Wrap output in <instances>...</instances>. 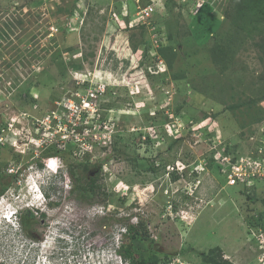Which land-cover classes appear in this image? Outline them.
Returning a JSON list of instances; mask_svg holds the SVG:
<instances>
[{
    "label": "rangeland",
    "instance_id": "obj_1",
    "mask_svg": "<svg viewBox=\"0 0 264 264\" xmlns=\"http://www.w3.org/2000/svg\"><path fill=\"white\" fill-rule=\"evenodd\" d=\"M203 3L0 0V197L30 202L39 154L54 203L30 209L18 239L0 226V264L34 262L63 229L75 244L51 264H120L114 241L142 220L161 264H212L216 247L264 264L262 23L237 0ZM81 163L99 174L96 192L72 189Z\"/></svg>",
    "mask_w": 264,
    "mask_h": 264
},
{
    "label": "trees",
    "instance_id": "obj_2",
    "mask_svg": "<svg viewBox=\"0 0 264 264\" xmlns=\"http://www.w3.org/2000/svg\"><path fill=\"white\" fill-rule=\"evenodd\" d=\"M237 2V14L240 13L243 15V17L247 15V18L253 16L257 17V19H259V23H262V26H257L256 28L260 33L264 34V0H237ZM260 43L261 47L264 49V35ZM46 152L49 157H52L56 154H64L56 147L51 150H46ZM234 160L235 159H233V161ZM39 165L43 166V163L40 162ZM154 170H156V168H154ZM90 173L91 168L87 163H81L78 166L77 170L75 169L74 165L70 164V175L71 179L73 180L72 189L75 192H79V195L90 191L96 192L98 189H100V186L97 185L99 174L97 173L91 175ZM2 191L3 188L0 189V193ZM31 217L32 214H30L29 212L24 215V217L22 218L23 229L26 230V226L31 223ZM127 231L129 234V242L127 244L123 242L120 249V253L126 260H129L131 264H161V262L157 260L156 254L149 247L150 245L146 243V240L148 239V232L144 227L143 220L140 221L137 225L128 224ZM215 249L217 250V252H214ZM4 250L5 248H3L2 250L5 254L6 251ZM209 261L212 264H235L234 262L222 256V251L219 247L211 250Z\"/></svg>",
    "mask_w": 264,
    "mask_h": 264
},
{
    "label": "clouds",
    "instance_id": "obj_3",
    "mask_svg": "<svg viewBox=\"0 0 264 264\" xmlns=\"http://www.w3.org/2000/svg\"><path fill=\"white\" fill-rule=\"evenodd\" d=\"M149 4H151V2ZM99 91L101 92V90H99ZM90 101H92V99ZM60 119H61V116H60ZM70 124H72V123L70 122ZM71 128L72 127H70V129ZM39 157H40V155L36 154L30 160V162H32V163L30 165H28V167L26 168V171H28V173L25 175L26 176L25 184L28 185V181L30 179H33L37 183L38 191H37V189H35V190H36L38 196L41 198L43 206L27 205V204L23 205L21 203L17 204V203L11 202L10 200L7 201L6 197L4 195L0 197V202H1V205H2L3 210H4L3 213L2 212L0 213V217H1V221H2V222H0V226L1 227L4 226L5 229L9 231L8 233H6L7 235L11 233L13 235V237L17 238V239L20 238V235H25L24 231H23V223H22V213L24 212V208L27 209L28 212L30 209L33 211L34 210L42 211V212L47 211V206H45V203L49 200V194L47 191H44V189L42 188V185L38 182V179L35 177L36 172L39 169H36L34 167L33 162H34L35 158L38 159ZM35 162H37V160H35ZM58 166H59L58 169L62 168V166H60L59 164H58ZM41 167H43V166H41ZM253 176H255V175H253ZM121 232H122V234L128 233L127 228L125 230H121ZM71 234H72L71 231H69L68 229H63L60 231L58 230L54 234L46 235L47 238H45L44 241H41L39 243L40 245L36 246V248L38 249V251H41V250H43L44 247L50 248L51 245L52 246L54 245L52 248L54 250H52L51 252L49 251L50 253L49 252H39L38 254H36V258H34V262L29 259L27 262L25 260H23V263L24 264H40L38 256H39V254L42 253L41 256L47 257V260L49 259V263H47L43 258L44 264H51V260H56L58 257H62L64 255V252L69 250L71 248V246L73 244H75V242H74L75 239L71 238L73 236ZM1 238H2V242H1V246H0V248H1L0 254H4V252L2 250L5 247V239L3 236ZM121 240H122V237H119V238H117L116 241H114L113 249L115 252L120 254V258L118 259L120 264H131L130 261L126 260L123 257V255L120 253V249H121V246L123 244V242H121ZM29 245H30V243H29ZM72 252H73V253H71L72 258L73 257L75 258V255H77V256L79 255L78 252L75 250H72ZM57 254H59V255H57ZM88 258H90V256L85 255L84 260H86ZM80 260H82V259H80ZM61 263H65V261L63 260V261H61ZM75 264H77L76 260H75ZM88 264H93V263L91 261H89ZM107 264H111V262L109 261ZM115 264H118V263L116 262Z\"/></svg>",
    "mask_w": 264,
    "mask_h": 264
},
{
    "label": "bare ground",
    "instance_id": "obj_4",
    "mask_svg": "<svg viewBox=\"0 0 264 264\" xmlns=\"http://www.w3.org/2000/svg\"><path fill=\"white\" fill-rule=\"evenodd\" d=\"M26 189H27L26 193H28L30 195V202L29 203L24 202L23 205H26L27 204V205H38V206H41L42 205L41 198L38 196V194H37V192L35 190V189H37V191H38V185H37V183L33 179L29 180L28 181V185H26ZM1 212L3 213L4 210H3V207H2L1 202H0V213Z\"/></svg>",
    "mask_w": 264,
    "mask_h": 264
},
{
    "label": "built area",
    "instance_id": "obj_5",
    "mask_svg": "<svg viewBox=\"0 0 264 264\" xmlns=\"http://www.w3.org/2000/svg\"><path fill=\"white\" fill-rule=\"evenodd\" d=\"M199 2H200V4H202V3L204 2V0H199ZM203 4H204V3H203ZM144 9H145V12L148 11V10H150V11L154 10V8L152 7V3H151V5L147 6V7L144 8ZM92 95H95V94L92 93ZM91 103H93V102L90 101L88 98H86V97H82V98H81V102H78L77 104H81L80 106H81V108H82V107H84L85 105H88V104H91ZM91 105L95 107V104H91ZM84 108H86V107H84ZM73 111H75V110L73 109ZM75 113H76V112H74L72 116H71L70 114L67 115V117L70 119V122H71L72 124H74V125H76V120L71 119V117L75 116V115H74ZM72 120H73V121H72ZM64 122H65V121H64ZM62 126H63V121H62V122L59 121V127L62 128ZM72 129L74 130V129H75V126H74ZM237 168H238V167H237ZM257 173H258L257 170H256V171H253L252 175H256Z\"/></svg>",
    "mask_w": 264,
    "mask_h": 264
},
{
    "label": "flooded vegetation",
    "instance_id": "obj_6",
    "mask_svg": "<svg viewBox=\"0 0 264 264\" xmlns=\"http://www.w3.org/2000/svg\"><path fill=\"white\" fill-rule=\"evenodd\" d=\"M30 164H31V163H30ZM30 164H29V165H30ZM49 204H54V203L52 202L51 199L48 200V201L45 203V206H48ZM46 212H47V211H46ZM46 212H42V213H43V216H45Z\"/></svg>",
    "mask_w": 264,
    "mask_h": 264
}]
</instances>
